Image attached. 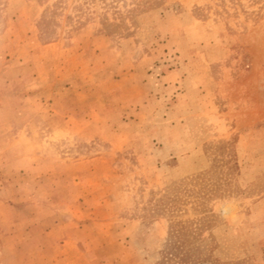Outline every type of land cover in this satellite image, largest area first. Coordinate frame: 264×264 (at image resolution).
<instances>
[{
  "label": "rangeland",
  "instance_id": "obj_1",
  "mask_svg": "<svg viewBox=\"0 0 264 264\" xmlns=\"http://www.w3.org/2000/svg\"><path fill=\"white\" fill-rule=\"evenodd\" d=\"M0 264H264V0H0Z\"/></svg>",
  "mask_w": 264,
  "mask_h": 264
}]
</instances>
